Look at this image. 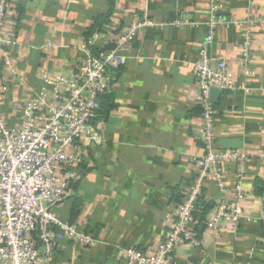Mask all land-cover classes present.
I'll list each match as a JSON object with an SVG mask.
<instances>
[{"label":"crops","instance_id":"crops-1","mask_svg":"<svg viewBox=\"0 0 264 264\" xmlns=\"http://www.w3.org/2000/svg\"><path fill=\"white\" fill-rule=\"evenodd\" d=\"M114 1L110 23L93 33L100 35L95 45L115 42L119 34L144 22L143 0ZM219 1L227 17H246V0ZM208 3L149 0L146 18L165 25L141 28L120 51L124 64L115 68L111 90L116 108L98 122L101 142L83 147L77 190L55 209L59 219L69 222L77 199L80 214L74 223L102 243L81 247L62 242L53 264H127L125 250L154 252L169 233L170 219L194 176L193 158L204 154L194 65L207 35L202 23ZM109 10V0H16L13 25L7 27L10 43L0 47V81L10 86L4 110L12 126L20 121L16 104L41 89L44 72L74 71L82 57L78 47L91 37L86 30ZM255 12L264 13V0H256ZM177 21L186 24L172 25ZM243 31L221 28L212 52L229 61L235 85L248 92H220L211 102L216 107L215 146L251 156L244 179L249 218L237 229L226 225L219 241L204 231L200 247L184 246L175 253L179 264H264V165L257 158L264 152V26L253 29L252 75L241 64ZM225 183L231 189L233 178L227 176ZM204 193L210 203L223 195L212 179Z\"/></svg>","mask_w":264,"mask_h":264},{"label":"built area","instance_id":"built-area-1","mask_svg":"<svg viewBox=\"0 0 264 264\" xmlns=\"http://www.w3.org/2000/svg\"><path fill=\"white\" fill-rule=\"evenodd\" d=\"M143 1L144 22L119 34L112 51L102 57L94 55L93 47L100 36L95 33L79 45L82 57L71 74L44 72L45 84L41 89L29 100L16 104L20 112L17 126L10 124L4 110L10 86L0 81V264H53L54 254L62 242L81 247L102 243L78 224L59 219L55 209L73 195L71 184L77 182V169L84 163V145L101 142L100 130L95 124L99 97L112 90L115 68L124 64L120 51L135 40L141 28L165 25L146 18L149 0ZM246 1V17L235 19L225 15L224 4L219 0H209V12L202 23L207 35L200 44V57L194 65L203 110L200 141L204 154L193 158L194 176L174 210L166 238L154 252L125 250L127 264H179L174 255L180 248L202 245V238L195 231L194 212L201 208L202 202H208L204 188L209 179L214 180L223 194L212 203L206 222L205 232L212 240L222 238L226 225L237 229L249 218L244 206L248 198L244 179L251 156L215 146L216 107L211 102L213 89L248 92L235 85L229 61L212 52L221 28L243 27L241 64L246 75L254 73L253 29L264 26V13L256 14V0ZM15 4L16 0H0V47L10 43L7 27L13 25L10 18ZM185 24L177 21L172 25ZM257 158L264 165V152ZM227 176L233 178L231 189L225 183Z\"/></svg>","mask_w":264,"mask_h":264},{"label":"trees","instance_id":"trees-1","mask_svg":"<svg viewBox=\"0 0 264 264\" xmlns=\"http://www.w3.org/2000/svg\"><path fill=\"white\" fill-rule=\"evenodd\" d=\"M114 4H115L114 0H109L110 10L108 14L98 16L95 19L94 23L85 32L87 38L92 36V34L96 31L99 32L104 31L103 28L110 23V18L112 16V12L114 9ZM114 48H115V42L112 41L107 45H105L104 47H101V45H94L93 53L94 55L99 56L101 53L112 51ZM99 102H100V109L97 112V117L95 120L96 125L101 119L108 118L111 112L116 108L112 91H108L105 94H102L99 97ZM78 184L79 182L72 183L71 189L76 191ZM75 202L76 204L74 205V208L70 212V220H69L70 223H74L80 214L78 200L76 199ZM200 207L201 208L199 210L194 212V218L197 221L195 231L197 232L199 237H201V234L205 231L206 222L208 220L207 218L209 217L210 211L213 206L212 203L210 202H202Z\"/></svg>","mask_w":264,"mask_h":264},{"label":"water","instance_id":"water-1","mask_svg":"<svg viewBox=\"0 0 264 264\" xmlns=\"http://www.w3.org/2000/svg\"><path fill=\"white\" fill-rule=\"evenodd\" d=\"M221 91L220 90H218V89H213L212 91H211V97H217L218 96V94L220 93ZM75 264H80V261L79 260H77L76 262H75Z\"/></svg>","mask_w":264,"mask_h":264}]
</instances>
